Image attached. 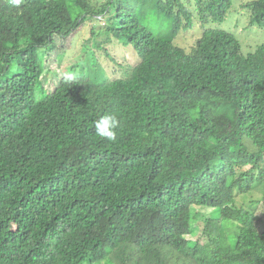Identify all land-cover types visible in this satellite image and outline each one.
<instances>
[{
	"label": "trees",
	"instance_id": "1",
	"mask_svg": "<svg viewBox=\"0 0 264 264\" xmlns=\"http://www.w3.org/2000/svg\"><path fill=\"white\" fill-rule=\"evenodd\" d=\"M238 1L0 10V264H264V43L244 54L211 27L240 8L264 30V0ZM89 18L109 40L93 31L89 60L63 72ZM196 19L187 53L176 40ZM101 55L122 75L105 78ZM105 114L115 141L95 132Z\"/></svg>",
	"mask_w": 264,
	"mask_h": 264
},
{
	"label": "rangeland",
	"instance_id": "2",
	"mask_svg": "<svg viewBox=\"0 0 264 264\" xmlns=\"http://www.w3.org/2000/svg\"><path fill=\"white\" fill-rule=\"evenodd\" d=\"M183 2L185 0H182ZM254 0H239L236 5L240 7L243 3H250ZM93 5L101 6L107 0H91ZM193 2V1H192ZM22 4H16L13 0H0V10L6 11L11 9L16 11ZM196 6V2L193 4ZM231 19H228L225 23H213L211 27H215L216 29H226L239 39L242 44L243 52L251 53L258 46L263 44L264 42V30L259 26L251 25V16L247 12H244L243 9L238 8L237 12L231 13ZM200 17V16H199ZM202 17V16H201ZM106 20H95L94 18H89L86 24L81 27L74 35L70 37V40L66 44L64 50V56L61 61V70L64 72H68L75 67H79L83 65L84 61L89 60L88 53L90 52L91 44L90 40L92 38V32L94 31L99 37H97L98 42L108 41L109 38L102 33L104 32L106 25ZM204 32L203 23L200 19L195 20V26L193 29L188 31H182L178 39L176 40V45L185 49L187 53H191V51L195 48L197 44V39L202 37ZM105 44V43H104ZM117 52H120L118 49ZM122 53L124 56L119 57L121 61L128 63L135 60V57L131 54L127 49H123ZM100 64L106 70L107 75L105 74V78H114L117 76H121L122 72L116 73L115 75V66L111 64L109 59L105 55H101L98 58ZM98 62L95 66L96 70H102V67ZM94 68L91 69V71ZM59 84V81L56 78H53L52 81L47 84L49 89L55 88Z\"/></svg>",
	"mask_w": 264,
	"mask_h": 264
},
{
	"label": "clouds",
	"instance_id": "3",
	"mask_svg": "<svg viewBox=\"0 0 264 264\" xmlns=\"http://www.w3.org/2000/svg\"><path fill=\"white\" fill-rule=\"evenodd\" d=\"M13 2L19 4L20 0H13ZM217 25H219V23H217ZM94 127L98 136L108 141H115L117 138L119 120L115 114H105L95 122Z\"/></svg>",
	"mask_w": 264,
	"mask_h": 264
}]
</instances>
